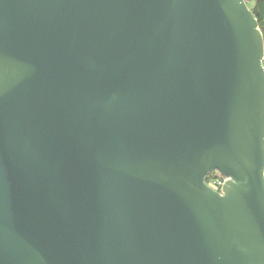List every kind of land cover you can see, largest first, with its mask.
Returning <instances> with one entry per match:
<instances>
[{
	"label": "water",
	"instance_id": "obj_1",
	"mask_svg": "<svg viewBox=\"0 0 264 264\" xmlns=\"http://www.w3.org/2000/svg\"><path fill=\"white\" fill-rule=\"evenodd\" d=\"M258 12L0 0V264H264Z\"/></svg>",
	"mask_w": 264,
	"mask_h": 264
},
{
	"label": "trees",
	"instance_id": "obj_2",
	"mask_svg": "<svg viewBox=\"0 0 264 264\" xmlns=\"http://www.w3.org/2000/svg\"><path fill=\"white\" fill-rule=\"evenodd\" d=\"M254 3L257 4L258 6V15L256 16L258 22H259V26H260V29L262 30L263 32V35H264V0H253ZM221 174L219 172H213L211 174H209L207 177H206V182L208 184H211L213 180H215L217 177H219Z\"/></svg>",
	"mask_w": 264,
	"mask_h": 264
},
{
	"label": "built area",
	"instance_id": "obj_3",
	"mask_svg": "<svg viewBox=\"0 0 264 264\" xmlns=\"http://www.w3.org/2000/svg\"><path fill=\"white\" fill-rule=\"evenodd\" d=\"M250 3L252 2V0H247ZM263 64H264V59H263ZM226 177L220 175L219 177H217L215 180L212 181L211 184H209L213 189L215 190H220L222 188V186L224 185L225 181H226Z\"/></svg>",
	"mask_w": 264,
	"mask_h": 264
},
{
	"label": "crops",
	"instance_id": "obj_4",
	"mask_svg": "<svg viewBox=\"0 0 264 264\" xmlns=\"http://www.w3.org/2000/svg\"><path fill=\"white\" fill-rule=\"evenodd\" d=\"M251 3H252V5H254V4H255L253 0H252V2H251ZM251 3H250V4H251ZM250 7H251V6H250ZM252 7H253V6H252Z\"/></svg>",
	"mask_w": 264,
	"mask_h": 264
},
{
	"label": "rangeland",
	"instance_id": "obj_5",
	"mask_svg": "<svg viewBox=\"0 0 264 264\" xmlns=\"http://www.w3.org/2000/svg\"><path fill=\"white\" fill-rule=\"evenodd\" d=\"M250 6L252 7L253 5H252V3L250 4ZM223 176V175H222Z\"/></svg>",
	"mask_w": 264,
	"mask_h": 264
}]
</instances>
